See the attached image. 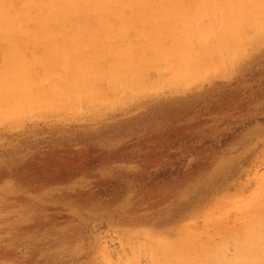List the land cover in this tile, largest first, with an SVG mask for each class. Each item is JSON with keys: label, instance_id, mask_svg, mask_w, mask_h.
Wrapping results in <instances>:
<instances>
[{"label": "rangeland", "instance_id": "obj_1", "mask_svg": "<svg viewBox=\"0 0 264 264\" xmlns=\"http://www.w3.org/2000/svg\"><path fill=\"white\" fill-rule=\"evenodd\" d=\"M149 3L0 28V264H264V0Z\"/></svg>", "mask_w": 264, "mask_h": 264}, {"label": "bare ground", "instance_id": "obj_2", "mask_svg": "<svg viewBox=\"0 0 264 264\" xmlns=\"http://www.w3.org/2000/svg\"><path fill=\"white\" fill-rule=\"evenodd\" d=\"M151 1H154V0H51L50 3L48 4V7H47V1L46 3L42 4V1H41V6H39V8L37 9V16L36 17H32L31 15H29L28 13V10L26 9V11L24 13H19L17 11V8L13 5L10 9H8V11H5L6 9L2 8L4 6L0 5V28L4 31H6V33L4 32L3 34H7L9 33V31H20L21 33H26V29L23 27L25 21L27 22H34L36 24V26H38V29L36 31H34L32 34L34 35H40V22L41 24L44 25V21L45 20H48V19H62V16L64 15H67L68 17L70 15H75L78 17V15H80V11L82 10L84 12V10L86 9H93V10H99V9H103L104 7L108 6L109 5H114V6H122V8H124V5L125 7L127 5H133V4H144V3H149ZM32 3V2H31ZM34 4V3H33ZM38 4V3H37ZM40 4V3H39ZM150 4V3H149ZM147 5V4H146ZM113 6V7H114ZM112 7V6H111ZM4 9V10H3ZM116 9V8H115ZM92 10V11H93ZM105 10V9H104ZM117 10V9H116ZM120 10V9H119ZM109 11V10H108ZM115 11V10H114ZM121 11V10H120ZM91 12V11H89ZM94 12V11H93ZM112 12V11H110ZM119 12V11H118ZM98 13L101 14V12L99 11ZM104 16H105V11L103 12ZM109 14V13H108ZM119 14V13H118ZM91 15V14H90ZM107 15V13H106ZM111 14H109V17H110ZM116 15V14H115ZM124 15V14H123ZM89 16V14H88ZM93 16V15H91ZM102 16V15H101ZM113 16V15H112ZM66 17V18H68ZM115 17V16H114ZM112 17L111 20L114 18ZM88 18V17H87ZM86 18V19H87ZM108 18V17H107ZM105 18V19H107ZM116 18V17H115ZM121 18V17H120ZM133 18V17H132ZM252 18L254 19V17L252 16ZM33 19H35L34 21H32ZM71 19L72 16H71ZM85 19V21H86ZM99 19V18H98ZM252 19V21H253ZM54 20V21H55ZM97 19H95L96 21ZM108 20V19H107ZM114 20V19H113ZM63 21V20H62ZM106 21V20H105ZM104 21V22H105ZM61 22V21H60ZM68 23V22H67ZM75 23V22H74ZM103 23V22H101ZM257 27V26H256ZM49 29V28H48ZM46 32H49V31H46ZM1 33V32H0ZM2 34V33H1ZM15 34V33H14ZM27 34V33H26ZM11 35V34H10ZM67 35V34H66ZM9 36V34H8ZM32 36V35H31ZM41 36V35H40ZM39 37V36H38ZM87 65V64H86ZM84 66V65H83ZM82 66V67H83ZM17 69V68H16ZM19 69V68H18ZM82 69V68H81ZM14 70V69H13ZM12 70V71H13ZM86 70V69H85ZM15 71V70H14ZM14 73V72H13ZM32 73V72H31ZM79 74L81 73L78 72ZM91 73V72H90ZM21 74V73H20ZM78 74V75H79ZM29 75V74H28ZM77 75V76H78ZM93 75V74H92ZM91 75V77H92ZM25 80H28L27 78V75L25 77V74L22 75ZM80 77H82L80 75ZM79 77V78H80ZM78 78V77H77ZM93 78V77H92ZM23 79V78H22ZM91 80V79H90ZM27 82V81H26ZM1 83H5L4 84V92L7 91L8 93V90L11 91V89H6L5 91V88L8 86L7 85V82H1ZM22 84V83H21ZM24 84V83H23ZM1 87L2 84H0ZM18 85V84H17ZM20 87V86H18ZM9 88V87H8ZM6 95V93H4ZM3 94V95H4ZM4 95V96H5ZM105 253V251H104ZM107 254V253H106ZM223 258L227 261H230V260H233V258L229 259L228 258V254H226L225 252L223 253ZM108 260V262H112V257L110 254H107L105 256ZM226 263H229V264H236L237 262H226ZM244 263V262H242ZM246 264H248V262H245ZM251 263V262H250Z\"/></svg>", "mask_w": 264, "mask_h": 264}]
</instances>
